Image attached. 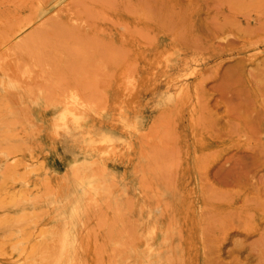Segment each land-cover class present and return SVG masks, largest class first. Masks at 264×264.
Instances as JSON below:
<instances>
[{
	"label": "rangeland",
	"instance_id": "obj_1",
	"mask_svg": "<svg viewBox=\"0 0 264 264\" xmlns=\"http://www.w3.org/2000/svg\"><path fill=\"white\" fill-rule=\"evenodd\" d=\"M263 117L264 0H0V264H264Z\"/></svg>",
	"mask_w": 264,
	"mask_h": 264
},
{
	"label": "bare ground",
	"instance_id": "obj_2",
	"mask_svg": "<svg viewBox=\"0 0 264 264\" xmlns=\"http://www.w3.org/2000/svg\"><path fill=\"white\" fill-rule=\"evenodd\" d=\"M204 2V1H203ZM227 2V1H226ZM230 2V1H229ZM232 2V1H231ZM233 3H235L234 1H233ZM238 3V2H237ZM236 3V4H237ZM239 5H240V3H238ZM191 5V4H190ZM229 5V4H228ZM242 5V4H241ZM193 6V5H192ZM230 6V5H229ZM231 6H232V4H231ZM238 6V5H237ZM233 7H234V5H233ZM239 7V6H238ZM238 7H236L237 9H238ZM246 6H244V8H245ZM203 8L204 7H202V5L201 4H199V6H196V7H194L192 10H189V12H183L184 14H185V21H186V24H185V26H187V28H188V31L190 32V33H195V31H197L198 29L199 30H201L202 29V27H203V23H202V19H203V17H202V13H203ZM231 7H229V9H230ZM235 8V7H234ZM233 8V9H234ZM234 9V10H237V9ZM232 9V10H233ZM231 11V9H230V12L232 13V12H234L235 13V11ZM226 11L228 12V10H227V8H226ZM237 11H239V10H237ZM177 14V10L175 11V16H177L176 15ZM236 14V13H235ZM239 15V14H238ZM179 16H183V14L182 15H179ZM179 18V17H178ZM177 18V19H178ZM183 18H184V16H183ZM183 18H181V22H182V20L184 21V19ZM173 19H176V17L174 18V16H173ZM176 19V20H177ZM180 19V18H179ZM175 21V20H174ZM179 22V21H178ZM236 66V65H235ZM228 72V71H227ZM229 73V72H228ZM236 76V75H235ZM231 77V76H230ZM247 92V91H246ZM239 108V107H238ZM264 118V117H263ZM244 123V122H243ZM63 124H64V122H63ZM233 124V123H232ZM67 125V124H66ZM223 125V124H222ZM73 126V125H72ZM64 127V126H63ZM232 131V130H231ZM256 131V130H255ZM254 131V132H255ZM233 132V131H232ZM242 132H244V131H242ZM256 136V135H255ZM250 139V138H249ZM251 140V139H250ZM257 155V154H256ZM257 160V159H256ZM234 163V162H233ZM256 163V162H255ZM255 163H254V165H255ZM236 165H237V162H236ZM251 166V165H250ZM249 166V167H250ZM240 167V166H239ZM253 167V166H252ZM12 168V167H11ZM237 169H238V167H236ZM244 169V168H243ZM246 169V168H245ZM239 170V169H238ZM248 170V169H247ZM229 171H231V170H229ZM241 171V170H240ZM248 171H250V170H248ZM234 172V171H233ZM216 174V173H215ZM226 175V174H225ZM240 175V174H239ZM3 176V175H2ZM7 176V175H6ZM221 176V175H220ZM231 176V175H230ZM231 177H233V175L231 176ZM246 177H247V175H246ZM219 178V177H218ZM223 178H225V177H223ZM1 179H2V177H1ZM221 179H222V176H221ZM229 179V178H228ZM219 180V179H218ZM227 180V179H226ZM225 182V181H224ZM231 182V181H230ZM209 185V184H208ZM248 185V184H247ZM209 189H210V187H209ZM213 189V188H212ZM255 189V188H254ZM214 190V189H213ZM212 190V191H213ZM257 190V189H256ZM217 191V190H216ZM215 195H217V194H215ZM259 196V195H258ZM250 200V199H249ZM263 200V199H262ZM25 219V218H24ZM215 224V223H214ZM213 224V225H214ZM253 242V241H252ZM48 250V249H47ZM262 260V259H261ZM264 260V259H263ZM262 262V261H261ZM263 263V262H262Z\"/></svg>",
	"mask_w": 264,
	"mask_h": 264
}]
</instances>
